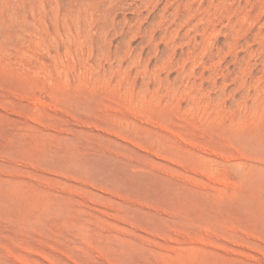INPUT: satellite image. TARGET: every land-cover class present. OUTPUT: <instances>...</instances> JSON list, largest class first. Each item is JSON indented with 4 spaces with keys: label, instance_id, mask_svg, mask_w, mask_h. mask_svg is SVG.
<instances>
[{
    "label": "rangeland",
    "instance_id": "374dc122",
    "mask_svg": "<svg viewBox=\"0 0 264 264\" xmlns=\"http://www.w3.org/2000/svg\"><path fill=\"white\" fill-rule=\"evenodd\" d=\"M0 264H264V0H0Z\"/></svg>",
    "mask_w": 264,
    "mask_h": 264
}]
</instances>
